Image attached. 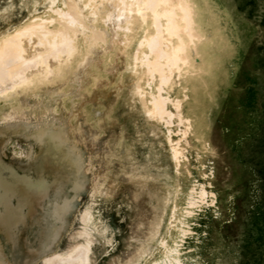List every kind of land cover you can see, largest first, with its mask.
I'll use <instances>...</instances> for the list:
<instances>
[{
    "label": "rangeland",
    "instance_id": "374dc122",
    "mask_svg": "<svg viewBox=\"0 0 264 264\" xmlns=\"http://www.w3.org/2000/svg\"><path fill=\"white\" fill-rule=\"evenodd\" d=\"M104 1L61 73L0 97L4 258L47 264L91 243V264H153L164 239L184 264H264V0H155L140 16L125 0L129 28L115 35L101 14L119 0ZM48 5L0 0V40L39 17L63 20ZM166 5L185 58L168 70L163 121L151 111L157 76L137 58Z\"/></svg>",
    "mask_w": 264,
    "mask_h": 264
},
{
    "label": "bare ground",
    "instance_id": "6f19581e",
    "mask_svg": "<svg viewBox=\"0 0 264 264\" xmlns=\"http://www.w3.org/2000/svg\"><path fill=\"white\" fill-rule=\"evenodd\" d=\"M92 1L93 3L91 2L92 4H90L89 0H87V2H84L83 0H62L64 7L60 9L57 5L54 6L56 0H47L49 4L48 6H50L52 10L57 12L56 14L61 13L60 18H62L63 20L60 21L57 19V17H51L49 19L40 18V17L39 19L36 20L31 19L32 20L31 23L21 26L20 28L14 30L12 33L8 34L7 36L5 35L6 37L0 40V97L6 98V96H8L13 92L16 91L20 92L19 88L21 89L28 88L32 84L37 82H39L38 84H41V81L44 78L48 80V78L51 77V74L54 71L61 73L58 67V63L60 64V62L63 61L62 59L64 57H66L67 59L71 57V54L75 49L73 45L75 38L73 36L78 33L81 34L83 32H87L90 30V28L93 29L95 25L97 12L98 11L100 12L99 8H101L100 6L101 4H103L102 2L104 0H92ZM131 1L135 2V5H137L135 11L139 13V16L142 10L144 9V7L156 5L155 0L154 1L131 0ZM139 1H141V4L142 3L144 4L142 7L138 6ZM160 2L163 3L166 1L161 0ZM117 4L119 5L115 7L114 10L108 8H106V10L104 9L105 10L103 13L104 15L101 14L103 18L100 17L102 19V22L108 27L107 29L112 35L113 34L115 35V32L118 30V28H123V29L129 28V26L124 24V22L125 19H127L132 12V8L130 6H127L129 5V2L125 0H119V3ZM58 11H60V13ZM171 12H172L171 8L167 7V5L164 8L162 7V9L159 8V10H155L152 12L153 25H154L153 28L155 30L147 37H142L141 38L142 40L140 39L139 45H144L146 51H141L140 56L137 58L138 60H140V64H143V66L146 67L145 69H146V73L148 74V80H151L153 79L154 76H157L158 79V84L156 86L157 92L150 95V103L152 109L151 111L158 118H160V120L161 119L163 120L164 116H168L169 118L171 117L170 110H168L165 107L166 102H168L167 101L168 96L166 93L162 92L164 86L166 85L168 79L170 78L169 76H171L168 74V70L171 67H176L178 65V62L180 60L184 61L183 58H185L183 57V53H182L184 48L182 44L183 41L182 43L178 42L176 45L171 43L172 41L170 39L171 36L170 34L176 32L178 33L177 27L175 26L176 24L174 23L173 20V15L175 13L172 14ZM188 19L186 18L185 15L183 16V20L185 22ZM55 20L60 25L58 26H56L55 24L53 25L52 23ZM161 20H163V22ZM98 30L96 31L97 33L94 32L95 38L99 33ZM102 33L106 34V30L102 31ZM188 34L189 37L193 39V36H191L190 33ZM100 38H103V35ZM103 41L104 39L100 42ZM185 45H187V43ZM193 48L194 47H192V49ZM49 89L53 90L54 86L53 85L49 86ZM52 115L53 114H49V117L50 116L52 117ZM168 130L170 131V129ZM175 151H174V155H175ZM1 182H6V181L0 180V183ZM5 185L7 186V182ZM39 186L40 185L37 186L36 184V186L34 187L39 188ZM205 193H206L205 189L201 188L199 191L198 199L199 200L203 199ZM195 202L196 200L194 198H191L188 201V203L191 204H194ZM0 204H2V206L0 205V209L1 211H3L2 213L7 212L8 206L6 209L4 203H0ZM2 213L0 212L1 227L3 224L2 221L5 223L7 222V217L5 218L4 216H2ZM36 228L37 225L36 227H31L30 229L32 231L33 230L35 231ZM37 229H36L37 232L36 235L39 234L38 232H40L37 231ZM186 232L187 230L186 231L183 230L182 234ZM33 233L35 234V232ZM30 238H28V240H30ZM1 242L2 241L0 237V243ZM160 243L163 247V251H162L163 254L161 258L155 260L153 264H184L180 256L181 250L176 243L168 244L169 242L166 243L164 239H162ZM92 251L93 250L91 243H86V244L82 243L78 245L74 251H70L60 256L57 255L54 256L53 258L50 257L51 259L48 261L47 264H91L90 260L92 258L91 255ZM3 252H4V246L2 244V246L0 245V264H10L11 262H9L6 258H4L5 256H3L2 254Z\"/></svg>",
    "mask_w": 264,
    "mask_h": 264
},
{
    "label": "water",
    "instance_id": "95a60500",
    "mask_svg": "<svg viewBox=\"0 0 264 264\" xmlns=\"http://www.w3.org/2000/svg\"><path fill=\"white\" fill-rule=\"evenodd\" d=\"M2 145H4V140L2 139L1 140V143H0V147L2 146ZM4 161L2 162L3 163V165H6L7 164V162H6V160L5 159H3ZM1 163V162H0ZM1 163V164H2ZM8 169H10V170H13L14 171V174H19V175H21V177L24 175V178L25 177H27L28 179H32L28 174H26V173H24L23 171H22V173H20V172H18L17 170H15L14 168H11V167H8ZM14 178H16V177H14ZM27 179V180H28ZM25 248H26V246L25 247H22L21 249H22V251L20 252V254H18L20 257L23 255V254H25ZM24 249V250H23ZM27 249V248H26ZM18 263V262H17ZM19 264V263H18Z\"/></svg>",
    "mask_w": 264,
    "mask_h": 264
}]
</instances>
